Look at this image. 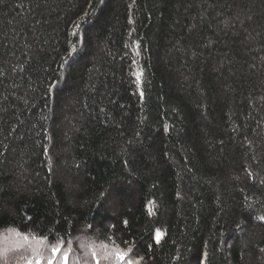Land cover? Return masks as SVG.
<instances>
[{"label":"trees","instance_id":"16d2710c","mask_svg":"<svg viewBox=\"0 0 264 264\" xmlns=\"http://www.w3.org/2000/svg\"><path fill=\"white\" fill-rule=\"evenodd\" d=\"M262 218L264 0H0V262L264 264Z\"/></svg>","mask_w":264,"mask_h":264},{"label":"rangeland","instance_id":"374dc122","mask_svg":"<svg viewBox=\"0 0 264 264\" xmlns=\"http://www.w3.org/2000/svg\"><path fill=\"white\" fill-rule=\"evenodd\" d=\"M89 241H91V239H89L86 235H84V236L80 237L77 241L71 242V247H70L71 252L73 254H76L75 253L76 251L78 252V256H77L78 262L76 264H80V258L82 256H84V251H85V248L87 247L86 245H87V243ZM10 246L8 245L7 246L8 248H5V250H2V248L0 247V254H3V252L6 254L7 253V250H8V253H9L10 252L9 251ZM10 253L12 254V252H10ZM104 254L105 253H103L102 255H104ZM107 255H108V253H107ZM64 256H65V254H63L61 256V261H62V259H63ZM0 257H1V255H0ZM36 261L37 260L32 261V264H36ZM0 264H3V262H0ZM24 264H28V261L26 263H24ZM111 264H119V263H117V261H113Z\"/></svg>","mask_w":264,"mask_h":264},{"label":"snow or ice","instance_id":"6c2138e0","mask_svg":"<svg viewBox=\"0 0 264 264\" xmlns=\"http://www.w3.org/2000/svg\"><path fill=\"white\" fill-rule=\"evenodd\" d=\"M262 219H264V218H262ZM25 239H27V237H25ZM60 251H61V249L58 248V247H53V248H52V257H53V258H50V259L48 260V264H55V258L60 256ZM119 259H120L121 261H123V260L125 259V255H124V254H120V255H119ZM67 261H68V257H67V255H65V256L63 257V259H62V264H67ZM28 264H32V261L29 260V261H28ZM36 264H42V260H41V259H37ZM97 264H99L98 261H97Z\"/></svg>","mask_w":264,"mask_h":264}]
</instances>
